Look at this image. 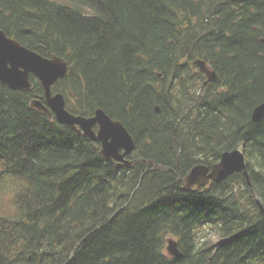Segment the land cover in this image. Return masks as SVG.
<instances>
[{"label":"trees","instance_id":"1","mask_svg":"<svg viewBox=\"0 0 264 264\" xmlns=\"http://www.w3.org/2000/svg\"><path fill=\"white\" fill-rule=\"evenodd\" d=\"M0 29L68 63L52 91L69 112L100 108L135 143L117 169L30 106L36 78L26 92L0 83V264H264V117L250 119L264 101V0H0ZM237 148L251 187L238 173L182 190L193 166Z\"/></svg>","mask_w":264,"mask_h":264},{"label":"water","instance_id":"2","mask_svg":"<svg viewBox=\"0 0 264 264\" xmlns=\"http://www.w3.org/2000/svg\"><path fill=\"white\" fill-rule=\"evenodd\" d=\"M193 63L206 77L205 83L219 81L217 73L204 60L195 59ZM67 72L68 63L63 58L56 55L43 57L8 37L0 29V83L14 91H28L31 88L30 76L35 77L44 94L43 97L30 101L32 108L48 119L54 117L59 124L70 127L78 136L100 143V156L104 161H114L118 169L130 168L132 162L126 157L134 152L135 143L121 122L110 118L100 108L89 117L73 115L65 108L64 96L61 93H52L53 85L63 79ZM154 111L159 113L158 106ZM263 117L264 101L254 107L250 119L257 123ZM94 127L97 128L96 131L93 130ZM234 173H241L251 187L245 155L240 149L223 152L219 161L210 167L204 164L193 166L182 180V190L198 191L207 185L218 184ZM255 202L264 214L261 202L258 199ZM166 243L168 255L174 260H180L183 255L177 241L168 238Z\"/></svg>","mask_w":264,"mask_h":264},{"label":"rangeland","instance_id":"3","mask_svg":"<svg viewBox=\"0 0 264 264\" xmlns=\"http://www.w3.org/2000/svg\"><path fill=\"white\" fill-rule=\"evenodd\" d=\"M240 149V148H239ZM241 150V149H240ZM246 159V158H245ZM246 163H247V161H246Z\"/></svg>","mask_w":264,"mask_h":264}]
</instances>
